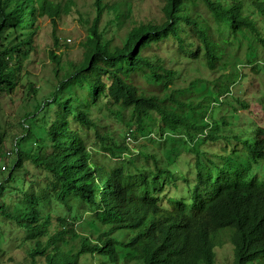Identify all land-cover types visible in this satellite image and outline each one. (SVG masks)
I'll return each mask as SVG.
<instances>
[{"label":"rangeland","instance_id":"374dc122","mask_svg":"<svg viewBox=\"0 0 264 264\" xmlns=\"http://www.w3.org/2000/svg\"><path fill=\"white\" fill-rule=\"evenodd\" d=\"M240 1L245 5V15L255 20L264 37V14L255 12L252 6L256 0ZM29 2L38 14L34 32L18 24L22 18L15 12L0 33V52L19 47L7 57L9 70L3 79L9 85L2 84L0 91V163L7 160L8 152L14 154L7 160L8 174L0 176V264H32L33 250L44 248L60 229L58 218L70 224V232L53 243V250L75 253L83 244H102L107 237L120 242H128L131 237L110 232L107 218L78 196L64 193L62 202L58 197L60 186L31 161L14 169L18 151L35 157L46 155V131L64 103L84 111L95 123L98 135L72 126L85 139L93 161L109 172L145 175L153 191L163 189L165 206L182 200L190 203L199 172L212 181L222 171L241 172L243 182L256 180L264 186V159L253 161L242 144L252 139L258 127L264 128V46L253 33L234 35L201 0H187L186 10L217 53L216 67H208L205 48L191 36L188 27L180 24V38L160 40L149 49V56L158 65L156 72L164 73L161 68L172 70V81L159 84L149 70L130 75L129 81L141 91L156 94L173 114L204 131L170 124L155 113L137 125L132 109L116 106L106 97L91 102L90 82L95 74L83 75L64 88L59 86L71 66L80 67L84 62L83 44L96 16L94 0ZM45 2L59 12L55 19L43 15ZM165 4L166 0H104L101 30L105 39L117 44L136 25L163 22ZM52 53L62 61L60 78L56 77ZM100 78L109 85L106 75ZM225 88L230 92L223 95L220 91ZM170 94L185 105L165 100ZM131 129L133 135L129 134ZM31 197L41 199L38 211L42 221L52 220L48 229L28 233L2 216V209L14 215L24 213ZM221 243L215 248L216 264H233V245L227 239ZM119 254L122 259L118 264H141L129 253ZM88 257H82L79 264H111L99 256ZM37 263L44 264V260L38 258Z\"/></svg>","mask_w":264,"mask_h":264},{"label":"trees","instance_id":"16d2710c","mask_svg":"<svg viewBox=\"0 0 264 264\" xmlns=\"http://www.w3.org/2000/svg\"><path fill=\"white\" fill-rule=\"evenodd\" d=\"M186 1L166 0L162 9L163 22L136 25L126 33L122 42L114 44L105 39L101 30L104 0H94L96 16L83 44L86 50L84 62L80 67L71 66L59 86L64 88L83 75L95 74L97 77L92 78L89 93L93 104L106 97L116 106L132 109L137 125L155 113L170 124L193 127L202 133L203 128L190 125L173 114L156 94L141 91L129 81L130 75L142 70H149L159 84L172 81V70L161 68L164 73L156 72L158 65L149 56V49L160 40L180 38V24L188 27L191 36L205 48L208 67H216L217 53L198 22L186 10ZM201 1L210 12L228 24L234 35L250 31L264 46V37L255 20L245 15L243 2ZM252 6L255 12L264 14V0H256ZM6 10L9 12L6 13ZM15 12H19L22 18V23L17 21L18 24L30 27L33 33L38 14L29 0H0V33ZM42 13L51 19L59 15L47 2L42 5ZM17 48L0 52V91L2 84L9 85L4 81L3 74L9 70L7 57ZM50 57L57 67L56 77L60 78L62 61L55 53ZM100 75L107 76L109 85L101 80ZM220 92L224 95L230 91L225 88ZM165 100L185 105L175 94H170ZM75 125L80 130L98 135L95 123L84 111L73 110L69 103H64L54 124L46 131V155L35 157L18 151L14 169L21 168L25 161H31L60 186L58 197L62 202L64 193L78 196L107 218L105 223L110 232L125 233L131 237L128 242L107 237L102 244H83L75 253L53 250V243L70 232V224L58 218L56 223L60 229L44 248L38 246L33 250L30 254L32 264H38V258L44 260V264H79L84 256H89L90 260L99 256L111 264H118L122 259L119 253H129L133 261H140L141 264H216L215 248L224 239L234 247L233 264H264L263 185L256 180L243 182L241 172L230 174L222 171L214 181L205 180L199 172L190 203L182 200L165 206L163 189L153 191L145 175L128 176L123 170L109 172L95 163L85 139L73 130ZM133 132L131 129L129 134ZM242 144L253 161L264 159V128L258 127L252 139L243 140ZM202 185L204 188H201ZM40 203L41 199L28 198L29 205L24 213L14 215L2 209V216L28 233L48 229L52 220L47 218L42 221L38 211Z\"/></svg>","mask_w":264,"mask_h":264},{"label":"built area","instance_id":"2783aa9c","mask_svg":"<svg viewBox=\"0 0 264 264\" xmlns=\"http://www.w3.org/2000/svg\"><path fill=\"white\" fill-rule=\"evenodd\" d=\"M128 140H129V141H132V138L129 137ZM13 157H14L13 152H8V153L5 155V159H7V160H8V159H11V158H13ZM7 160L4 161V162H1V163H0V176H1V175L8 174V172H9L10 165L8 164ZM1 185H2V180H1V178H0V186H1Z\"/></svg>","mask_w":264,"mask_h":264}]
</instances>
